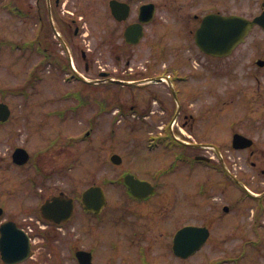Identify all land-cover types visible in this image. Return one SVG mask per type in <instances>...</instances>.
I'll use <instances>...</instances> for the list:
<instances>
[{"label": "flooded vegetation", "instance_id": "af4514ba", "mask_svg": "<svg viewBox=\"0 0 264 264\" xmlns=\"http://www.w3.org/2000/svg\"><path fill=\"white\" fill-rule=\"evenodd\" d=\"M231 15L250 24L244 39L210 54L216 31L240 30L216 24ZM0 22L25 58L24 89L0 88V264H264V0H0ZM78 109L92 135L129 115L134 144L169 160L140 166L136 194L107 149L104 169L70 186L69 159L92 137L80 119L64 132ZM183 169L193 191L161 180ZM246 225L250 249L234 242ZM186 226L209 231L192 252L201 235L178 238Z\"/></svg>", "mask_w": 264, "mask_h": 264}, {"label": "rangeland", "instance_id": "374dc122", "mask_svg": "<svg viewBox=\"0 0 264 264\" xmlns=\"http://www.w3.org/2000/svg\"><path fill=\"white\" fill-rule=\"evenodd\" d=\"M5 22L7 23V19H5ZM1 23V22H0ZM11 27V26H10ZM9 26L6 25L5 28L1 29L0 27V37L1 39L5 38L8 39V37H12L13 33L10 32ZM0 39V40H1ZM0 88L6 89L13 86L19 87L22 85V78L24 76V70H25V58H17L15 51H12L9 49V47L6 44H3L4 42L0 41ZM106 57L110 56L109 51L104 54ZM103 65V64H101ZM21 80V81H20ZM18 81V82H17ZM51 82V78H49V81L46 82H39L40 90L43 91L44 89H47L49 83ZM77 82H73L72 86L70 85L69 88L75 87ZM66 84H61V88H64ZM97 88H100V86H97ZM119 88H116V86H113L112 88V94L113 96H116L118 93ZM98 93L100 91L98 90ZM41 92L39 91V94H34L33 98H37ZM14 104V103H13ZM79 112L77 115L71 114V111L66 110L62 113L66 119H64L63 124L61 125L64 132L67 133L70 130H74L78 127L76 124L77 120L80 119L81 122H84L86 126V122L84 120V111H81L80 109L77 110ZM115 116V114L113 115ZM129 115L127 118H123L118 123H114L110 126L108 124L106 125V122H103L101 125L96 126V128L93 131V135L88 140L81 142L80 144H77L78 150L76 152V155L74 156V159H69L73 163V168L69 170L67 173L65 179L66 183H69L70 186L77 185L79 182L81 183L82 178L86 180H89L92 176L93 170H102L104 169L103 166L100 165V162L104 161L107 157V149H112L113 152L117 151L120 153L122 158V163L119 166L125 168H129L132 170V174L140 179V178H148V176L142 174V171L140 170V166L146 165V166H155L157 157H161L159 159L162 160H169L168 153L162 151V150H154L147 152L143 148H141L140 145H135L133 142V139L135 136H137V133H141V129L137 131L136 128H130V126L123 125L124 120L129 119ZM109 123V118L106 120ZM83 123V124H84ZM106 125V126H105ZM81 126V125H80ZM48 131H53L51 126H49ZM42 133L40 134L38 139H35L36 146L39 145L40 147L43 146V140H42ZM142 143V142H141ZM139 143V144H141ZM237 163L243 164L245 162L241 161L239 157H236ZM68 160V159H66ZM116 169V168H114ZM202 174V170H198L197 172L192 173L194 177H196V174ZM117 172L114 171L113 177H117ZM186 177V179H185ZM120 179V178H119ZM76 180V181H74ZM161 180H164L168 185H174L178 189L186 190L188 184L190 187V190H194L195 180H190L186 176V172L183 170H177L169 175H166L161 178ZM87 183V182H86ZM86 183L82 184L81 186H84ZM117 193H115L113 188V196H116ZM233 215L231 213H226L223 216V219L219 225L220 230H225L226 227L230 223V218H232ZM249 226L246 225V229L241 233L240 238H235V243L241 242V248H252L249 242ZM245 235V236H243ZM117 236L115 235V238ZM157 264H173L174 262L169 261L167 259H164L163 257L157 260ZM196 264V263H195ZM199 264H202L200 262Z\"/></svg>", "mask_w": 264, "mask_h": 264}, {"label": "water", "instance_id": "95a60500", "mask_svg": "<svg viewBox=\"0 0 264 264\" xmlns=\"http://www.w3.org/2000/svg\"><path fill=\"white\" fill-rule=\"evenodd\" d=\"M219 20H222V22L224 21V23L227 24V23H230V21H237V18H234V17H220ZM243 33H244V32H242V31H241L240 33H237V34H236V39L230 41V42L226 45V49L229 48V47H231L232 45H234V44L238 41V39H239L240 37L243 36ZM240 39H241V38H240ZM212 51H213V50H212ZM219 51H220V50H219ZM219 51H218V53H219ZM126 179H127L128 183H129L130 185H132V186H134L135 184L138 183V181H137L136 179H134L132 176H127ZM184 230H185V229H182V230H181V233H184Z\"/></svg>", "mask_w": 264, "mask_h": 264}]
</instances>
